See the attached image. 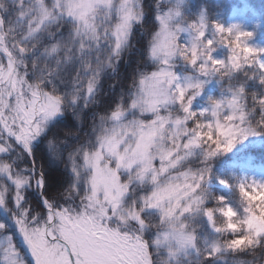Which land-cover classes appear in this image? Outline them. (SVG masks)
<instances>
[{
    "label": "snow or ice",
    "instance_id": "snow-or-ice-1",
    "mask_svg": "<svg viewBox=\"0 0 264 264\" xmlns=\"http://www.w3.org/2000/svg\"><path fill=\"white\" fill-rule=\"evenodd\" d=\"M163 3L153 23L144 0H0V264L264 254V227L253 219L264 183L239 184L243 215L221 207L222 228L201 195L207 162L264 127L249 123L243 87L196 110L214 76L252 69L264 84V50L247 45L251 33L219 24L215 36L203 20L185 29L181 11ZM177 61L191 69L183 81ZM253 99L264 109V98ZM197 149L206 166L182 170ZM197 213L229 238L201 249L183 223Z\"/></svg>",
    "mask_w": 264,
    "mask_h": 264
},
{
    "label": "rangeland",
    "instance_id": "rangeland-1",
    "mask_svg": "<svg viewBox=\"0 0 264 264\" xmlns=\"http://www.w3.org/2000/svg\"><path fill=\"white\" fill-rule=\"evenodd\" d=\"M209 6V13L203 9L197 16L196 20H192L189 22H198L199 20H203L209 27H208V34L209 36H215L216 33L214 28L212 27L215 24H219L223 26L225 29L232 28L234 32H248L252 35L246 40L248 46L264 50V36L262 31V12L258 10L254 5L250 3L249 0H207ZM188 3V0H164V5H174L181 11V20H185L188 18V13H194L191 9V6ZM188 25L183 24V27L187 29ZM191 33L189 31L185 32L186 39L191 37ZM227 49L219 48L218 52L216 53L218 58H225L226 57ZM261 60H264V56L260 57ZM180 65L184 69H188L190 73H186L191 75L190 67H186L182 61H177V66ZM182 70V69H181ZM180 70V71H181ZM249 72H253L252 69H247ZM177 72V71H176ZM243 72V71H242ZM237 72V73H242ZM180 76L181 80L183 81L185 78L184 73L177 72ZM253 75V74H252ZM219 76L220 79H219ZM219 76H214L210 78L204 85L203 95L200 98L199 103L196 105V110H199L201 106H207L209 99H214L217 101L229 98L232 92L228 93V95H224L222 90L226 89L223 85V80L221 79L224 74H220ZM254 76V75H253ZM256 77V76H255ZM258 78V77H256ZM220 88L222 90H220ZM214 89L220 90L218 94L214 93ZM220 93V94H219ZM205 95V97H204ZM203 100V101H202ZM199 149H197L191 156H189L185 161L184 164L187 162L194 160L196 155L198 154ZM200 165L201 163L197 161ZM225 171L217 173L214 175V178L211 177L208 184H206L204 189L202 190V198L205 201L204 205L202 206L204 210L211 209L214 211L215 222L217 228H222L225 224V218L220 213L221 207H232L240 216L243 215V203L241 201L240 205L241 208L235 207L230 202H226L223 197L220 195L211 194L208 189H213L218 187L220 190H230V184L233 182L239 189V184L243 182L251 183L253 181L257 183H264V164H258L255 160L246 155H240L238 157H234L233 159L229 160L226 163ZM223 169L224 167L221 166ZM187 169L185 171H188ZM194 172L192 169L190 170ZM219 181H225L226 184H221ZM221 198H223V204L220 203ZM258 201L260 200L259 197L256 198ZM206 205H211L210 208H206ZM257 213L254 214L253 219L256 224L264 227V201L257 205ZM200 213L194 214L199 215ZM202 214V213H201ZM203 215V214H202ZM191 217V216H189ZM207 225L209 226L211 233L214 235H219L215 229L210 225L207 218L203 215ZM184 219V218H183ZM186 224V222H183ZM222 233V232H221ZM7 243L5 237L0 238V247H3ZM198 244V243H197ZM199 246V245H198ZM163 250L164 255H166V246L161 248ZM192 254H196L195 251L189 250L188 252L182 254L181 259H187Z\"/></svg>",
    "mask_w": 264,
    "mask_h": 264
},
{
    "label": "trees",
    "instance_id": "trees-1",
    "mask_svg": "<svg viewBox=\"0 0 264 264\" xmlns=\"http://www.w3.org/2000/svg\"><path fill=\"white\" fill-rule=\"evenodd\" d=\"M252 5L258 8L259 11L262 12V31L264 36V0H249ZM158 0H144V6L146 11L152 13V21L155 23V14L156 8L155 4ZM191 6V9L194 13H186L188 18L183 20V24L188 25L190 21L196 20L198 14L205 9L207 13H209V6L207 0H188V3ZM165 6V5H164ZM161 5V7H164ZM147 18V17H146ZM139 39L143 42H146V37L141 36L137 33ZM182 69V70H181ZM177 72L181 73H190L188 69H184L182 66L178 65L175 69ZM181 70V71H180ZM224 76L221 78L223 80V85L226 89L222 90L224 95H228L230 92L236 91L238 88L243 87L246 94V111L248 112V121L250 124L256 125L259 124L264 127V109H261L253 99V97L264 98V84L259 83V78H256L252 75L248 70L242 73H235L234 75L231 73H222ZM221 76H219L220 79ZM220 90L214 89V93L218 94ZM220 94V93H219ZM205 97V95H204ZM203 101V100H202ZM103 115V113H100ZM89 121L87 116L84 118V127L88 128ZM59 138H53V142L55 144H59ZM240 155H246L252 157L255 162L258 164H264V134L256 133L253 135H249L247 139H243L238 142L231 152L218 154L215 158L211 159L207 163L210 164L211 167V177L214 178L219 172L225 171L226 163L233 159L234 157H238ZM199 161L201 164L197 163ZM205 165V153L199 150L198 154L194 158L184 164L182 170L192 169L194 172H198ZM224 167L223 169L221 168ZM211 194L220 195L225 199L226 202H230L235 207L241 208V198L239 194V189L235 185V183L230 184V190H220L218 187L213 189H208ZM68 196V193L64 194ZM26 200H30L31 196L26 195ZM206 208H210L211 205H206ZM183 222H186L190 231H194L197 236V243L201 249L210 247L213 243H220L221 245L229 238L227 232H222L219 235H214L211 233L207 222L205 221L203 215L200 213L199 215L186 217L183 219ZM3 236H0L2 238ZM16 239V243L19 248L24 249V245L20 237H14ZM26 251V250H25ZM161 255H164L163 250H161ZM199 257L196 254H192L187 259H182V264H198ZM234 261H251V264H264V254H261L259 251L254 255L248 252L239 253L236 256H233L231 253H228L222 256L219 259H216L211 262V264H234ZM163 264V261H161Z\"/></svg>",
    "mask_w": 264,
    "mask_h": 264
}]
</instances>
